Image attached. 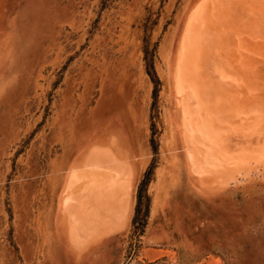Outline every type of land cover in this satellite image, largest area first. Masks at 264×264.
<instances>
[{
	"label": "rangeland",
	"instance_id": "1",
	"mask_svg": "<svg viewBox=\"0 0 264 264\" xmlns=\"http://www.w3.org/2000/svg\"><path fill=\"white\" fill-rule=\"evenodd\" d=\"M0 264H264V0H0Z\"/></svg>",
	"mask_w": 264,
	"mask_h": 264
},
{
	"label": "bare ground",
	"instance_id": "2",
	"mask_svg": "<svg viewBox=\"0 0 264 264\" xmlns=\"http://www.w3.org/2000/svg\"><path fill=\"white\" fill-rule=\"evenodd\" d=\"M180 87H182V83L178 85L179 90ZM90 162L88 161L84 166H79L73 171L71 180L72 191L83 190L86 188L99 189L110 182L114 189H119L122 193H124V196H128V180L125 179L124 176L118 177V173L105 168L110 166V162H107V164L104 163V165L98 161L95 162L94 165L87 166ZM121 192L120 194H122ZM78 216L79 214L77 211H74L73 213L71 212V220L75 225V231L78 228V224L81 222V215L80 218Z\"/></svg>",
	"mask_w": 264,
	"mask_h": 264
},
{
	"label": "crops",
	"instance_id": "3",
	"mask_svg": "<svg viewBox=\"0 0 264 264\" xmlns=\"http://www.w3.org/2000/svg\"><path fill=\"white\" fill-rule=\"evenodd\" d=\"M81 167V166H80ZM128 197H131V194H132V188H133V185H134V178H133V175L132 174H129L128 175ZM121 195L124 196V193H122ZM121 197V196H120ZM125 197V196H124Z\"/></svg>",
	"mask_w": 264,
	"mask_h": 264
},
{
	"label": "trees",
	"instance_id": "4",
	"mask_svg": "<svg viewBox=\"0 0 264 264\" xmlns=\"http://www.w3.org/2000/svg\"><path fill=\"white\" fill-rule=\"evenodd\" d=\"M143 185V184H142ZM136 219H137V216H136Z\"/></svg>",
	"mask_w": 264,
	"mask_h": 264
}]
</instances>
